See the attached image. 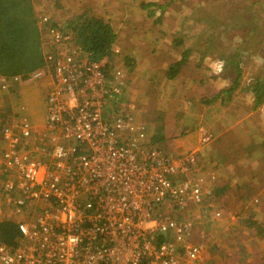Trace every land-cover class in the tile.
Here are the masks:
<instances>
[{
	"label": "built area",
	"instance_id": "2783aa9c",
	"mask_svg": "<svg viewBox=\"0 0 264 264\" xmlns=\"http://www.w3.org/2000/svg\"><path fill=\"white\" fill-rule=\"evenodd\" d=\"M40 19L51 49L32 77L50 85L47 119L5 126L0 155V172L12 175L5 187L22 189L29 199L19 203L39 211L20 223L17 248L0 243V264H200L203 245L190 238L196 216L174 215L213 194L200 149L179 154L149 142L132 102L120 100L131 82L128 67L113 63L120 45L93 60L51 15ZM204 128L201 142L211 139ZM38 151L54 155V169ZM161 231L170 238L159 242Z\"/></svg>",
	"mask_w": 264,
	"mask_h": 264
},
{
	"label": "rangeland",
	"instance_id": "374dc122",
	"mask_svg": "<svg viewBox=\"0 0 264 264\" xmlns=\"http://www.w3.org/2000/svg\"><path fill=\"white\" fill-rule=\"evenodd\" d=\"M26 1L33 2L35 8L46 10V12L51 9V4L55 3L53 0H50V2L48 0ZM70 1L71 6L69 8L63 9L64 6L60 8L66 11V13L60 15L59 21L53 23L57 24L60 29L64 30L61 25H64V23L71 25L72 22H83L82 18L78 20V16H74V14H80L84 9L91 8L95 12L102 14L96 13L95 15L111 19L110 21L114 27L122 30L120 32L121 36L124 34V37L127 35L128 39H143L150 45V48L144 47L145 49L141 51L137 73H131L128 97L130 98V102L133 103L135 122L141 125L142 123L145 124L139 121L136 112L140 118L142 115H146V108H141L143 104H149L150 106L156 104V97L150 86L153 82L156 85L157 82L161 81V93L157 95L159 103L157 108L159 112L157 114L161 113L162 121L166 125H169L170 119L171 121L179 120L180 123L182 122L181 124H177L179 128L184 127L185 130H188V133L192 130L187 136L195 133L192 138L194 139L197 131L199 132V136H201L203 131L198 127L202 124L201 122L197 123V116L201 114L202 110L190 102L197 100L199 91L195 87L193 80L198 77L200 70H204L205 68L215 73L221 70L219 63L215 61L217 57H220L218 56L219 51L224 57L229 56L230 65L233 68L232 60L237 56L236 53L231 51L234 48L235 42L233 40H236V37L225 34V29H237V33L240 35H248V31L239 30L241 25H249V13L247 12L252 7L247 4L248 2L243 0L241 6L239 3H236V10L230 11L229 8L234 5L235 0H109L107 5L96 4L95 1L98 0ZM143 1H155L160 7L157 8L154 15H150V10L141 6ZM20 2L22 3L23 1L20 0ZM3 3L14 5L15 0H7V2ZM198 4L201 6L193 12ZM162 5H167L165 11L162 10ZM21 15L24 16V13H21ZM159 15H162V21L158 25L157 19ZM185 15L190 18L188 28L184 30V34H186L185 40L190 38L185 46L189 47L193 41H197L193 44V51L189 56L190 63L181 65L178 70L179 73L177 72V75L173 74L172 77L170 76L172 72H166L165 68L175 60L184 58V50L181 49L171 59L168 49L171 51L173 49L169 47V44H164L163 41H156V39H153L154 42H150L149 36L145 35L155 33V27L162 30L160 35H162L163 30H169L170 33H174L175 29L183 26ZM37 22L40 23L42 28L47 26L45 36L49 35L50 26L47 21L39 19ZM79 29L85 33L87 27L81 26ZM80 30L74 31L73 29H69L77 38L75 43L81 45L83 43V46H85L86 39L83 38L82 41L79 39L80 35L78 34L81 33ZM256 33L258 34V37L256 35L257 40H249L247 45L251 49L259 51L261 58L259 59V56L256 55L252 59L251 56L254 55L253 50L237 53L242 60L241 65L247 81L253 78L254 68L260 67V65L261 67L264 66V33H260L259 30ZM21 34L23 33L21 32ZM24 39L29 41V39ZM209 40L212 41V44L211 48L207 50V41ZM222 41H224L225 45L216 48L217 45H221ZM137 44L141 47V43ZM137 44L133 52H136ZM205 54H207V57L201 59L203 66L193 70L192 66H194V63H198V59L205 56ZM119 66L124 67L123 64H119ZM217 85L223 86L224 80L218 79ZM236 99L238 102L241 101L238 107V102H225L222 107L231 105L229 107L231 110L230 114L235 117L231 120V124L236 120L239 123L240 134L246 137L245 142L247 144L245 151L247 152L245 153L242 148L240 151L237 148L234 150L230 144L226 151L220 147V152L228 158V161L223 162L222 160V163L220 161L216 162L218 169L213 170L208 165V161H206V164L203 163V165L209 167L205 169V176L210 184L212 182L215 184L213 178L217 177L215 181L218 178L227 179V182L230 181L231 187L235 186V184L237 186L241 184L242 188L237 187L236 190H232L228 187V191L226 190V192L224 191L220 194L222 204L225 206L224 210L218 203H201L200 201L196 204H190L188 206L189 210L186 212L193 215V217L196 216V223L193 226L194 229L190 238L193 242H199L203 245L206 263L209 259H216V264H264V147H259L257 144V140H264V115L258 118L254 114H249V112L258 108L259 105L249 109L253 100L246 99L245 93H239L232 101H236ZM182 101L183 105L181 104ZM262 105L264 106V103ZM215 106L217 109L213 113H218L219 107L216 103ZM263 106L261 107L263 108ZM262 112L264 114V111ZM165 118H167V121L163 120ZM146 123H148L147 120ZM203 125L210 128H204ZM203 125L202 128L205 131L206 129L208 130L205 133L207 136L209 134L213 135L218 128V124L208 117L203 121ZM170 128L172 127L166 130ZM250 130H253L254 133H250ZM199 141L200 138L198 142H188V145L183 144L180 146L189 147L188 149L190 147L197 148L198 146L196 145ZM174 144L169 145L171 148L169 147L168 150L171 152L175 151L173 148ZM202 144L204 145V143ZM185 148L183 149L185 150ZM199 151L205 152L204 147ZM204 156H206V152L202 155V157ZM221 170L224 171L227 178L222 175ZM227 170H229V173L225 172ZM215 205L217 206L214 207ZM218 211H220V214L217 213ZM247 260H250V262H247Z\"/></svg>",
	"mask_w": 264,
	"mask_h": 264
},
{
	"label": "trees",
	"instance_id": "16d2710c",
	"mask_svg": "<svg viewBox=\"0 0 264 264\" xmlns=\"http://www.w3.org/2000/svg\"><path fill=\"white\" fill-rule=\"evenodd\" d=\"M23 2L21 3L20 0H15L14 5L11 3H3V0H0V18L5 19V23L3 24L0 22V61L4 60L8 56H10L14 50H15V42L16 39L14 38V35L16 34L15 31H20L23 29H30L29 32H22L23 34H27L29 37V40L32 39L33 37V32L31 28V24H28L30 22L36 21L32 17V12H33V7L31 5V2H28L26 0H22ZM63 1L58 0L52 5V8L59 14L61 13L60 9L62 6H64ZM70 1V0H69ZM243 0H235L234 5L231 7V11H235L236 3H239L240 6L242 5ZM248 2L247 4L250 5L252 8L249 12V25H241L239 27V30H244L248 31V35L242 36L239 33H237V29H232V28H226V33L227 35L230 36H235L236 40H233L235 42L234 48L232 49L231 52L236 53V58L232 60L233 63V68L230 65V59L227 57L224 62H227L223 70L219 71L218 73L212 72L208 76H203V73L201 72V75L195 79V87L198 85H210L212 86V91L209 92L207 90H202L198 91V97L196 101H190L192 104L198 106L201 108L202 112L200 115L197 116V123L201 122L203 125V121L208 118H212L214 122H216L219 117H220V112L218 113H213L214 110L217 109L215 106V103L219 105L221 104V101L226 102V101H231L234 99L235 96L239 95V93H245L246 95H251L252 98L256 99V105H260L264 103V66L261 67L257 72V74L254 76V78H250V81L246 80V77H244V69L242 68V60L240 58V55L237 54L240 51H245V50H253L251 49L248 45L247 42L249 40L255 41L257 40L258 34L256 33L257 30L260 31V33H264V0H245ZM7 2V0H5ZM50 2V1H49ZM189 2V1H188ZM143 8L150 10L149 13L150 15H154L156 13V10L160 5L155 2V1H143L142 5ZM201 5L198 4V6L193 10L195 12L198 7ZM167 8V5H162V10L165 11ZM89 10V9H88ZM46 11V10H44ZM21 13H24L25 16H22ZM48 15L52 16V12L48 11ZM94 16L89 19L87 29L85 31V35L87 36L85 39L87 42H85V48L88 56L93 59V60H99L105 56H111L114 47L116 46L117 42L123 41L124 39V34L121 36L120 32L122 30L117 29L114 27L113 23L110 21L111 19H105L103 17L97 16L93 14ZM80 18L83 19V21H86V15H78ZM34 19L32 21V18ZM53 18V16H52ZM162 15H159V18L157 19V24L159 25V22H161ZM42 19V18H41ZM190 22V18L185 15L184 17V24L178 29H175L174 33H170L169 30H163L162 35H160V30L157 27L154 28V32L150 35H145L149 36L150 42H154L153 39H156V41H163L164 44H169V47L173 49V51L169 50V57L171 59L174 58V55L178 54L179 51L182 49L184 50V58L182 59H177L175 60L172 64L168 65L167 68L165 69L166 72L171 71L172 73L170 76L173 77L174 75H177L179 72L180 66L184 64L190 63V53L193 51V44L196 43L197 40L193 41L191 45L185 46L186 42L190 39L187 38L185 40L186 34H184V30L188 28V24ZM22 23V24H21ZM15 24V25H14ZM3 29V30H2ZM143 30V29H142ZM173 31V30H172ZM171 31V32H172ZM19 33V32H18ZM160 35H158V34ZM257 35V37H256ZM131 44H134L131 46L129 43L125 42H119L122 47H123V55L121 59H115L114 65H119L121 61L125 64L128 65L127 67L130 68L132 71H137L138 65L140 63V52H133L135 46L137 43H141L143 47L150 48V45H148V42L144 44L143 39L139 40L137 39H129ZM212 41L209 40L207 41V50L211 48ZM225 43L224 41L221 42V45H217L216 47L219 48L221 46H224ZM251 45V44H250ZM206 50V51H207ZM214 50V49H213ZM205 51V52H206ZM254 55L251 56L252 59L253 56L258 55L259 59L261 58L260 55L261 53L259 51L253 50ZM207 57V54L205 56H202L200 59H198V63H194V66H192L193 70H196L198 67L203 66V62L201 59H204ZM44 60V57L43 59ZM45 60L43 61V64L41 65L42 67L45 66ZM6 66V65H5ZM4 67V66H3ZM209 67V66H207ZM8 68V67H7ZM108 67V71H109ZM203 69V68H202ZM206 70V68H205ZM178 72V73H177ZM209 71H207L208 73ZM205 74V73H204ZM218 79H223L224 80V85L223 86H218L217 85V80ZM153 82V81H152ZM161 81L157 82L156 85H154V82L150 86L152 89V92L155 94L156 97V104L154 105L153 110L157 113V108L159 106L157 95L161 93ZM130 87V84L125 90V93L123 96H120V100H124V102H129L130 98L128 97V89ZM210 89V88H209ZM147 94V93H145ZM257 96V98H256ZM236 101H238L236 99ZM133 104V103H132ZM183 105V101L181 102ZM144 108V107H141ZM257 109V108H256ZM255 109V111H256ZM182 123V122H181ZM146 132L148 133V136L150 138V143L164 149L161 146L166 145V141L168 137L164 140L163 137L159 136L154 132L153 130L148 129V123L142 124ZM5 125L0 124V147L2 145V136H3V129ZM209 128V127H206ZM181 133L185 134V137L188 134V130H185V128H181ZM264 147V140H260ZM259 145V144H258ZM259 146V147H260ZM216 147V146H214ZM213 147V148H214ZM217 153L221 158L225 157L220 150H217ZM222 163L219 158L213 159V165L212 167L214 169H218V164L216 162ZM216 167V168H215ZM217 178V177H216ZM228 187L232 190H236L238 188H242L241 184L237 186L231 187L230 181L227 182V179L223 184H217L214 185V193L211 196H208L205 198L201 203H218L221 208L224 210L225 206L222 204L223 202L221 201V196L222 192H226ZM228 191V190H227ZM200 202V201H199ZM198 202V203H199ZM215 205L214 207H216ZM153 208V206H152ZM175 217H193L190 213H182L180 210L175 211ZM209 214V213H208ZM210 216V215H209ZM196 223V222H195ZM20 236V229H19V223L15 220H0V243H6L7 245H15L17 248L20 244L18 243V237ZM170 238V234L168 232L161 231L157 235V239L159 242L165 241ZM199 243V242H197ZM201 244V243H200ZM205 258H203L200 261V264H216V259H209L207 263L205 262Z\"/></svg>",
	"mask_w": 264,
	"mask_h": 264
},
{
	"label": "crops",
	"instance_id": "0c3cea01",
	"mask_svg": "<svg viewBox=\"0 0 264 264\" xmlns=\"http://www.w3.org/2000/svg\"><path fill=\"white\" fill-rule=\"evenodd\" d=\"M3 1L5 2V0H3ZM48 1H50V0H48ZM53 1L57 2L58 0H53ZM108 1L109 0H98V1H95V3L107 5ZM63 4H64L63 9L69 8L71 6V1L64 0ZM31 5L34 8L33 12H32V17L34 19H36V21H34L33 23L32 22L28 23V24H31V28H32V32H33L32 39L29 41L25 40L24 38L29 39V37L27 36V34H21V32H29L30 29H28V28L20 30V31H15L16 34L13 38V39H16V42L14 45L15 50L13 52H11L12 54L10 56H8L7 58H5V56H4V60L0 61V100H2V102H0V124L5 125V126L18 124L24 118H29L38 124L44 123L47 119V110H48L47 99H48V90H49L50 85H49L48 81H46L47 78L36 79V78L32 77V74L35 71L42 68L41 65L43 64V61H44L42 59L45 55V52L47 50L51 49L50 41L52 40V35L49 34L50 36L49 35L45 36V34H46L45 31H47V28H46L47 26L42 28L40 23L37 22L40 19V17L47 12L44 10H40V9L35 8L33 2H31ZM50 7H51V9L49 11L52 12V16L54 19V20H52V22L59 21V19H60L59 16L66 13V11L62 10V12L60 14H58L52 8V5ZM88 9H84L80 13L81 15H86V21H83V22L79 21L78 23L72 22L71 25H69V23H64V25L60 23L63 26V29L67 30V31H69V29H73L74 31H78V30H80L79 28L81 26L87 27L89 19L94 16L93 14H96V13L100 14L98 12H95V10H93L91 8H88ZM229 9H230V11L233 10V9H231V7ZM75 15L78 16L79 14H74V16ZM100 15H102V14H100ZM24 16H25V14H24ZM33 18H32V21L34 20ZM79 18L80 17L78 16V20H79ZM4 21H5L4 18H0V22H3V24H6ZM80 31H81V33L78 35H80L79 39L82 41V39L86 38L87 36L85 35V33L82 32V30H80ZM120 35H121V33H120ZM49 37H50V40L48 41ZM129 41L130 40L127 38V35H126L124 37L123 41H119V42L129 43L131 46H133L134 44H131ZM86 42H87V40H86ZM119 42H117L116 45H120L122 47V45ZM146 43H147V41L144 42V44H146ZM141 47L137 44L136 52H140V54H141V51H143L145 49L142 45H141ZM147 48H148V46H147ZM122 51H123V47H122ZM122 54H123V52H122ZM218 56H220V57H217V59H215V61L217 63H219V65H220L219 68L221 70H223V68L226 65V62H224V61H225V59H227V57H224L220 51L218 52ZM121 63L124 64L122 61H121ZM167 66H166V68H167ZM259 68H260L259 66L257 68H254V70H253L254 75L257 74ZM128 69L130 70V72L132 74L137 73V71H132L130 68H128ZM207 71H209V72L207 73ZM201 72L203 73V76H208L210 73H212L207 68H206V70L205 69L200 70L199 76L201 75ZM16 75L18 76V79H15ZM2 77L8 79L7 80L8 85L6 87L2 86V84H1V80L3 79ZM193 82H195V79L193 80ZM196 87L199 89V91L208 90L209 88H210L209 91L212 90V86H210V85H198ZM247 98L253 100L249 106V109L251 107L254 108L256 106V99L252 98L251 95H246V99ZM226 102L237 103L238 101H232L231 100V101H226ZM240 102L241 101H239L237 103V107H238ZM224 103L225 102L221 101V104L219 103V105H218V107H219L218 111L220 112V117L215 122L216 124H218L217 130L215 131V133L213 135L209 134L211 136L210 140L204 141V142H201L203 133L201 134V136H199L198 131L196 132V136L194 137V139H192V138H193V135L195 133L191 134L190 136L185 137V134H182L180 131L181 128H179L177 126V124H181L179 122V120L171 121V119L169 118L170 123H169V125H166L165 122L162 121V119H161L162 118L161 113L157 114L153 110L154 105L150 106L149 104L148 105L143 104V107L146 108V110H145L146 115H142L141 116L142 119H141V117L139 118V114L136 112V116L139 119V121H142L144 123H146V120H147L148 121V129L156 132V134L163 137L164 140L168 137L167 141L165 142L166 145L161 146L165 150H168L170 147L169 145H171L172 143H175L173 146L175 151H172L173 153H175L178 150L176 153L180 152L182 154H185L190 149L193 151H198L199 149L204 147V150L206 152V156L202 157V155H204L205 152L199 151L198 157H199V159H201L202 163L206 164V161H208V163H209L208 165H210L212 167V165L214 163L213 159H215V158H219L220 160H223V162L228 161L227 160L228 158H226V157L221 158L219 156V154L217 153V150L218 149L220 150V147L225 149V151H226L231 144L232 149L236 150V148H237L238 151H240V149L242 148V150L245 153L247 152V151H245V146L247 144V142H245L246 137L241 136L239 123L236 120L233 124H231V120L235 118L234 116H232L230 114L231 110L229 107L231 105L222 107V105ZM261 106H263V105L260 104L258 106V108L256 109V111L255 110L251 111V112H249V114H254L256 117L260 118L261 116L264 115L262 112V111H264V106H263V108ZM249 109H248V111H249ZM157 112H159V111L157 110ZM163 120L167 121V118H165ZM204 126L205 125H203V127ZM254 126L259 127L260 125H254ZM166 127L167 128L172 127V128L166 130L167 129ZM201 127H202V125H200L198 128H201ZM2 133H3V131H2ZM189 133H188V135H189ZM250 133L253 134L254 133L253 130H250ZM199 138H200V141L196 145V146H198L197 148L190 147V149H188L189 147L185 148V147L180 146L183 144L188 145V142H193V141L198 142ZM1 140H2V145L0 147V155L2 154V151L4 148L3 136L1 138ZM257 142H258L257 144H259L258 146H260V144H262V142L260 140L259 141L257 140ZM202 143H204V145ZM249 143H252V142H249ZM214 146H216V147H214ZM262 147H263V145H262ZM183 148H185V150ZM30 149L31 148H28V150H30ZM36 154H38L39 156L41 155L42 159L45 160L46 164L48 165L47 168H49V167L51 169L55 168L56 162H55L54 155L45 154L43 151H38ZM212 169L216 170L213 167H212ZM221 172L223 173L222 175L225 178H227V175L224 173V171L221 170ZM225 172L229 173V170H227ZM6 177H7V175L5 173L2 174V172H0V220H15L19 223V229H20V223L23 221H26L31 212L39 211V209L33 210L36 202L26 201V203H24V204L19 203V199L26 198L28 200L29 198L27 197L26 193L18 187H15L12 189H7L5 187L6 181L9 178L11 179L12 175H9L7 178ZM213 179H214L215 184H213V182H212L211 185L223 184L225 182V179L218 178L216 181H215L216 177H214ZM22 237H23V234H22L21 229H20V236L18 237V241H17L18 243L22 240ZM1 244L7 245L6 243H3V242H1ZM7 246H10V245H7ZM10 247L15 248L16 246L12 245ZM203 253H204V251H203ZM203 257H204V254H203ZM247 262H250V260H247Z\"/></svg>",
	"mask_w": 264,
	"mask_h": 264
}]
</instances>
